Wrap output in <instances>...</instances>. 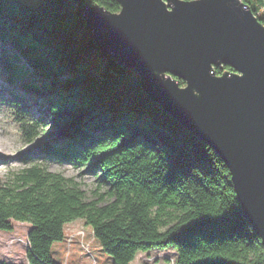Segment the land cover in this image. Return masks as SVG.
<instances>
[{
	"label": "trees",
	"instance_id": "16d2710c",
	"mask_svg": "<svg viewBox=\"0 0 264 264\" xmlns=\"http://www.w3.org/2000/svg\"><path fill=\"white\" fill-rule=\"evenodd\" d=\"M242 1L264 24V0ZM86 4L120 10L117 0H0V79L14 88L0 102L28 139L53 115L62 137L33 155L92 163L87 171H100L99 185L108 187L87 200L72 177L34 165L16 186L0 183V230H13V220L31 224L29 264H61L52 244L77 218L92 227L110 264L168 248L175 264H263L228 166L149 99L134 68L98 49L82 17ZM32 100L39 116L28 119ZM0 264L10 263L0 257Z\"/></svg>",
	"mask_w": 264,
	"mask_h": 264
},
{
	"label": "water",
	"instance_id": "95a60500",
	"mask_svg": "<svg viewBox=\"0 0 264 264\" xmlns=\"http://www.w3.org/2000/svg\"><path fill=\"white\" fill-rule=\"evenodd\" d=\"M117 1L83 6L95 44L222 158L264 264V24L242 0Z\"/></svg>",
	"mask_w": 264,
	"mask_h": 264
},
{
	"label": "rangeland",
	"instance_id": "374dc122",
	"mask_svg": "<svg viewBox=\"0 0 264 264\" xmlns=\"http://www.w3.org/2000/svg\"><path fill=\"white\" fill-rule=\"evenodd\" d=\"M10 89L14 88L0 79V93L3 91L7 93ZM27 107L30 110L28 119H31L32 115L39 116L37 102L30 101ZM64 130L61 124L53 126V115H47L33 138H25L12 119L9 107L0 102V183L11 185V187L16 186L18 177L23 171L37 165L65 177H72L84 189L87 200L97 196L95 195L97 189L99 192H104L108 185L104 183L99 185L100 171L96 173L87 171L92 163L87 162L78 166L33 155L40 147L59 140ZM108 200L110 199L106 198L104 201ZM13 224L14 229L11 231L0 230V257L10 264H29L27 250L30 242L27 234L31 224L19 220H13ZM64 233L65 237L53 242L51 248L53 258L57 262L61 264L111 263L110 257L102 251L99 242L95 239L92 227L86 225L82 219L77 218L67 222L64 225ZM175 258L176 250L173 248L152 249L138 252L129 264H175Z\"/></svg>",
	"mask_w": 264,
	"mask_h": 264
}]
</instances>
